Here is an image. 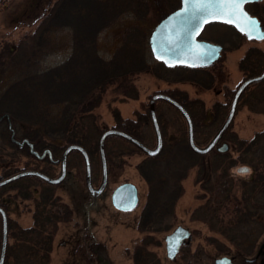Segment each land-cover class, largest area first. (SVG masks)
Returning <instances> with one entry per match:
<instances>
[{
	"label": "trees",
	"instance_id": "1",
	"mask_svg": "<svg viewBox=\"0 0 264 264\" xmlns=\"http://www.w3.org/2000/svg\"><path fill=\"white\" fill-rule=\"evenodd\" d=\"M162 2L165 3L166 14L180 4V0ZM150 6L145 0H58L50 12L41 18L32 34L34 42L32 51L29 52L23 66L19 67V72H14L16 77L2 90L0 89V117L6 115L9 118L14 138L18 141L27 140L32 144L33 150L40 155L44 151L50 153V157L47 153L44 158L38 159L29 152L26 144L23 146L15 144L11 140L7 119L3 118L0 121V126L3 125L2 141L10 148L16 147L19 153H24L29 160V165L22 171H38L50 178L57 177L59 163L55 161H58L68 145L75 144L84 148L88 137L87 126L90 127L95 122L93 109L100 104L104 90L119 80L148 73L170 84L187 83L203 90L214 87L215 76L205 67H166L156 60H149L145 54L143 34L138 28L127 31L121 45L110 59L105 60L99 55L97 36L102 30L111 26L123 14H132L135 18L143 20L147 10L151 9ZM61 29L71 31L70 56L55 67L30 71L28 65L31 60L35 59L39 51L44 50V54H47L49 37ZM236 33L244 39L241 34ZM259 54L261 57L264 55L250 49L240 60L239 69L245 77L255 76L263 71L264 63L261 64L257 58ZM8 61L11 68L16 70L17 68L11 65L14 57L10 56ZM164 92L186 109L194 129L205 125L214 130V125L222 116L218 104L213 105L214 119L207 123L205 119L208 113L199 100L189 101L185 94L177 89H168ZM244 92L242 102L246 103L251 111L264 115V80L251 85ZM167 105L175 109L170 104ZM192 108L197 112H193ZM175 111L178 112L176 109ZM113 118L112 129L125 132L142 142L139 129L150 120L149 111L146 114H138L135 119H129L122 118L117 110H113ZM158 123L163 138L160 154L156 157L145 156L136 165V171L147 184L138 231L149 236L135 245L132 253L134 264H160L158 259L149 262L148 256H151V252L146 248L153 242L150 233L165 230L160 226L172 216L175 202L183 193L181 181L192 168L197 169L196 182L201 184L203 196L206 197L204 204L194 210L192 220L203 221L211 231L224 234L230 233L228 228L231 222L247 226L252 222H261L260 214L264 213V156L261 159L254 157L257 147L264 144L261 139L264 132L256 133L252 139L246 140L226 131L222 139L231 143L233 151L237 152L235 157H232L230 152L217 151L198 155L191 151L188 144H183L184 138L176 142L165 141L166 126H162L159 119ZM110 140L128 144L131 149L125 152L113 146L108 150L107 143ZM84 149L92 163L93 151ZM95 152L98 153L99 159L98 148ZM134 152L141 153L134 145L120 137L111 136L105 142L106 160L113 166L115 163L117 167L121 166L119 156H128ZM74 153L79 155L75 151L70 155ZM79 157L83 161L81 155ZM240 164L248 165L251 173L249 180L240 182L239 187L242 190L238 196L240 202L235 204L234 196L231 194L234 185L231 171ZM20 171L6 174L0 177V180ZM36 187L41 188L39 194L37 189H32ZM8 189L16 191L15 196L21 201L33 199L36 194L39 198L35 199L31 227L22 228L7 216V239H12L13 243L10 245L7 242L5 264H8L9 259L12 264H50L58 227L70 222L73 216L70 205L53 193L54 189L60 190L61 187L29 176L1 187L0 194ZM208 193L211 196H207ZM7 204H10V201L0 200V207L5 213ZM224 209L230 211L232 216L230 220L224 221L220 215L224 214L221 212ZM258 225L252 228L251 232L254 230L259 232L256 231L251 236L248 233L247 236L239 235L242 239L239 236L238 239L235 238L238 242L233 244L235 254L244 253L242 245L247 242L253 243L262 235L261 228L264 230V226ZM230 238L234 242L231 236ZM225 252L231 253L228 250Z\"/></svg>",
	"mask_w": 264,
	"mask_h": 264
},
{
	"label": "rangeland",
	"instance_id": "2",
	"mask_svg": "<svg viewBox=\"0 0 264 264\" xmlns=\"http://www.w3.org/2000/svg\"><path fill=\"white\" fill-rule=\"evenodd\" d=\"M56 1L58 0H0L1 90L16 77V73L14 72H19V67H22L25 63L24 61L28 57L29 52L32 51L31 49L34 43L32 34L40 23L41 18L50 12ZM145 1L151 5V9L147 10L145 19L139 20L132 14H123L111 26L98 34L97 49L103 59L108 60L111 58L121 45L124 35L131 28H138L141 34H143L145 54L149 60L153 59L148 38L158 22L167 14L165 3L162 2L163 0ZM245 9L260 21L264 29V0L250 3L246 5ZM199 39L223 47L219 59L210 66L205 67L216 79L212 89L203 90L187 83L170 84L146 73L119 80L104 90L100 104L92 111L95 122L90 127L89 125L87 126L88 131L86 134H88V137L84 146V148L93 151L92 182L95 186H99L101 183L100 163L98 153L95 152V149L98 148V142L102 132L112 129L114 126L113 110H117L122 118L135 119L140 113H148L149 101L154 94H165L164 91L168 89H177L184 93L189 101L199 100L202 103L203 108L208 113L205 119L207 123L211 122L212 118L214 119L213 105L218 104V108H221L222 116L214 125V130L205 125L198 126L194 129L195 144L199 147H205L216 134L228 115L236 89L247 78L239 69L240 60L250 49H255V51L264 54V39L260 41L243 39L237 35L232 26L219 23L206 25ZM48 45L47 54H44V50L42 52L39 51L35 59L33 58L31 60L28 65L30 71L35 69L39 71L46 70L66 60L72 52L71 31L69 29H61L54 32L49 37ZM10 56L14 57L11 65L17 68L16 70H13L10 66L8 61ZM260 57V54L257 55V58L263 64L264 55ZM251 59L253 60V58ZM242 96L243 93L237 101L233 120L226 131L235 133L239 139L250 140L254 134L264 132V115L251 111L248 105L242 102ZM155 109L160 124L166 126L165 141L176 142L184 138L182 142L187 145V124L183 116L168 106L164 101H156ZM192 110L193 112H197L193 108ZM2 130L3 125L0 126V177L18 170L22 171L26 165H29V160L24 153H19L16 147L10 148L4 144L1 138ZM139 131L143 138L142 142L147 147L153 148L155 146V136L151 120L144 123ZM16 135L19 136L18 134ZM208 137L209 139H207ZM261 139L264 142V135ZM222 144L228 146L226 152H230L232 157L237 155V152L233 151L231 143L222 138L211 151H217V148ZM107 146L108 150H111L113 146L125 152H129L131 149L128 144H121L114 140H110ZM263 156L264 144H260L254 153V157L255 159H261ZM144 158L145 155L142 152H134L128 156H119L118 161L122 163L119 167H117V163L114 166L111 163L108 164L107 193L105 198L103 197V200L101 197L97 199L99 201L102 200V203L98 205L97 209H94L97 205L93 203L91 206L90 199H86L84 196L88 195V192L84 182L83 161L78 154H69L68 170L61 184L62 186L59 185L61 189H54L53 193L55 196H60L62 200L70 205L73 210V216L70 222L58 227L54 238L55 247L50 264H67L70 256H72L70 251L67 250L69 247L67 245L60 247L58 243L66 239L69 241L71 239L74 242L75 237H77V231L79 230L80 232L78 234H83L85 238L93 236L97 240V243L104 247L107 246L110 253L108 255L105 253L104 257L111 264H134L132 253L135 245H138L141 240L149 236L147 233L138 231V222L146 199L147 184L136 171V165ZM240 167H248V165L240 164L231 171L234 180L231 194L234 196L235 204L240 202V199H238L242 191L239 187L240 182L249 180L251 173V171L246 174L239 173L237 169ZM196 170V168L190 169L187 176L181 181L183 193L175 202L172 216H169L164 224L160 226L165 230L150 233L153 242L149 243L146 248L147 251L151 252V256H148L149 262L158 259L160 264H214L215 259L221 258L226 254V250L234 252L233 240H231L230 236L234 239V243H236L237 240L235 238L238 239L239 235L247 236L250 234L251 236L257 231L254 230L251 232L252 228H255L258 224V226H264V213L260 214L261 222H252L247 226L240 225V223L232 224L233 222H231L228 228V232L230 233L224 234L211 231L203 221L192 220L194 210L201 207L206 198L203 196L204 191L201 188V184L196 182ZM59 172L60 168L58 167L57 175H59ZM128 180L138 187L140 197L139 205L131 213H120L112 207L110 195L117 183ZM32 189H37L38 194L41 191V188L37 187ZM47 191L48 189H46ZM15 192L13 189H8L0 194V200L10 201V204L6 205L8 219L14 221L22 228L31 227L33 224L32 214L34 212L35 199L39 198V196L36 194L33 199L21 201L15 196ZM83 193L85 194L83 195ZM207 196H211V194L208 193ZM254 206H256V203ZM221 212H224V214H220L223 216L224 221L232 218L230 211L224 209ZM85 213L88 216H85ZM79 225H84V227L78 229ZM178 226L187 228L191 232V238L180 249L174 260L170 261L166 257L164 238ZM261 230L262 235L253 243L247 242L242 245L244 247V254L251 251L254 243L257 241L259 243L264 239V230L263 228ZM12 243L13 240L9 239L8 244L11 245ZM67 244L69 245L70 243ZM94 262L93 264H95ZM82 263L92 264L91 261L86 260ZM8 264H12L11 259H9Z\"/></svg>",
	"mask_w": 264,
	"mask_h": 264
},
{
	"label": "water",
	"instance_id": "3",
	"mask_svg": "<svg viewBox=\"0 0 264 264\" xmlns=\"http://www.w3.org/2000/svg\"><path fill=\"white\" fill-rule=\"evenodd\" d=\"M259 0H245V3L242 7L245 9V5L248 3L257 2ZM185 7L184 0H180V5L175 10L168 13L164 18H162L158 24L155 26L153 31L150 33L148 38V44L153 58L162 63L166 67H174V66H186V67H207L217 61L222 52V46L218 44H213L204 40H200L199 36L203 31L204 27L210 23H221L225 25L232 26L236 31L243 34L245 38L249 41L252 40H262L255 38H249L246 32H243L236 26V23H229L225 19L215 18V17H204L203 19L198 20L199 27H195V25H182L180 23V18L176 16V13L180 12ZM247 12V10L245 9ZM248 13V12H247ZM251 17L250 13H248ZM257 21L258 19L254 17ZM241 27H246V22L241 20L239 21ZM184 28L186 30L182 31ZM193 28L195 30L193 31ZM263 28L261 27L258 21V28L256 31V36H260L262 34ZM201 46V47H198ZM206 58V62H205ZM264 80V70L256 76L246 78L236 89L231 106L228 112V115L216 134L212 137L209 143L205 147H199L195 144L194 141V128L193 122L186 111V109L178 103L176 100L168 96L167 94L157 93L154 94L149 101V114L153 127V131L156 138V145L154 148H149L141 143L136 138L131 135L116 130V129H108L104 131L98 142V151L102 169V179L98 188H94L91 183V168L89 157L85 151V149L79 145H69L67 146L60 159L55 162L60 163V173L56 178H50L38 171L26 170L21 171L17 174H14L10 177H7L3 180H0V188L8 185L20 178L34 176L38 177L41 180L45 181L50 185H59L65 178L66 174V162L67 157L72 151H76L80 153L84 160L85 166V184L88 193L96 198L99 194L102 193L104 188L107 185V163L105 158V141L108 137L115 136L125 139L132 145H134L137 149L143 152L148 157L157 156L162 149V135L160 131V127L158 124V120L155 112V103L156 101H164L171 106H173L185 119L187 124V142L188 146L194 153L198 155H205L209 153L215 145L220 141L225 131L229 128L234 114L236 110L237 101L240 98L241 94L245 91L247 87L254 83H258ZM6 118L8 122V128L11 132V140L17 144L18 146H23L26 144L29 148V152L36 156L38 159L44 158L45 154L48 153L50 157L49 151H44L41 155L33 150L32 144H30L27 140L18 141L14 138V131L9 122V118L6 115H2L0 117V121ZM228 146L226 144H222L217 148L219 152H225ZM243 169H247V171H242ZM238 172L241 174H246L249 172L248 167H240ZM111 201L113 206L121 211H131L135 208L138 198H137V189L133 184L124 183L116 187L112 193ZM0 218H1V241H0V264H4L5 257V249L7 245V216L5 211L0 207ZM191 238V233L187 228L182 226L176 227L170 234L166 235L165 241V250L166 257L173 261L180 248L184 244L185 240ZM98 264H111L107 258L104 257L102 252L98 255L97 258ZM230 259L226 257L218 258L215 260V264H229Z\"/></svg>",
	"mask_w": 264,
	"mask_h": 264
},
{
	"label": "snow or ice",
	"instance_id": "4",
	"mask_svg": "<svg viewBox=\"0 0 264 264\" xmlns=\"http://www.w3.org/2000/svg\"><path fill=\"white\" fill-rule=\"evenodd\" d=\"M244 3L245 0H184L185 7L176 13V16L180 18L182 25H195V27H199L198 20L204 17L225 19L229 23H236V26L246 32L249 38L254 36L257 39L264 38V30L260 36H256L258 21L245 11L242 7ZM241 20L246 22V27H241L239 23ZM242 171H247V169Z\"/></svg>",
	"mask_w": 264,
	"mask_h": 264
},
{
	"label": "flooded vegetation",
	"instance_id": "5",
	"mask_svg": "<svg viewBox=\"0 0 264 264\" xmlns=\"http://www.w3.org/2000/svg\"><path fill=\"white\" fill-rule=\"evenodd\" d=\"M107 167H108V163H107ZM66 173H67V171H66ZM124 183L133 184L136 187V189H137L138 201H137L136 207L133 210L128 211V212L131 213L138 207L140 197H139L138 187L133 182H131L130 180L123 181V182L117 183L115 185V187L111 191L110 203H111L112 207L116 211H118L120 213L121 212L122 213H128L126 211H121V210L116 209L113 206L112 201H111V196H112V193H113L114 189L116 187H118L119 185L124 184ZM107 184H108V181H107ZM107 186L108 185H106V187L104 188L105 190L102 191L100 196H98L95 199V201H93L94 205H97V207H94V209L95 208L97 209L98 205H100L102 203L103 197L105 198V195H106L107 189H108ZM94 187L97 188L98 186L94 185ZM85 193H83V194H85ZM100 197H101L102 200L101 201L97 200ZM79 232L80 231H78V233ZM81 236H82L81 239H78V240L75 239L74 242H72L71 239H70V241L66 239V240H62V242L60 243L61 246L67 245L69 247L67 250H69L70 254L72 255V256H70L69 260L67 261V264H81L82 262H85V260L86 261H91V263H93L95 261L96 254L95 253L93 254L92 252H90V249H91L90 248V243H92L93 241L97 242V240L93 236H90L89 238H85L83 234H81ZM189 240L190 239L185 240L184 244L182 245V247H184L189 242ZM67 243H70V244L68 245ZM232 243L234 244V242H232ZM7 246H8V244L6 245V249H5L4 264L6 262ZM105 248H106V251H107L106 254L108 255L110 250L107 248V246H105ZM244 253H240V256H242V257H240L239 254L235 255L233 252L226 253L222 257H226V258L230 259V263L229 264H264V239L261 242H259V243H258V241L256 243H254V246L252 247V249H251V251L249 253H247V254H244ZM214 264H215V261H214Z\"/></svg>",
	"mask_w": 264,
	"mask_h": 264
},
{
	"label": "crops",
	"instance_id": "6",
	"mask_svg": "<svg viewBox=\"0 0 264 264\" xmlns=\"http://www.w3.org/2000/svg\"><path fill=\"white\" fill-rule=\"evenodd\" d=\"M79 227V228H78ZM77 228L78 229H81V227H82V225H79ZM80 231V230H79ZM81 234H78V231H77V237H75V239H81ZM62 242V241H61ZM61 242H59V246L60 247H62L61 245H60V243ZM91 249H92V252H93V254L95 253L96 255H99L100 254V252H102L103 254H105V253H107V251H106V249H105V247L104 246H102L101 244H98V245H94V246H92V244H91ZM110 253V252H109ZM96 259V258H95ZM81 264H83V263H81Z\"/></svg>",
	"mask_w": 264,
	"mask_h": 264
}]
</instances>
